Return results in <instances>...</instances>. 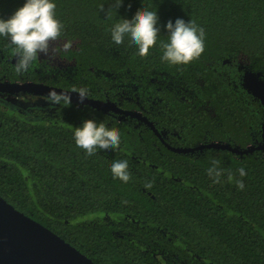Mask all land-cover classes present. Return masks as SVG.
Listing matches in <instances>:
<instances>
[{"label": "trees", "instance_id": "trees-1", "mask_svg": "<svg viewBox=\"0 0 264 264\" xmlns=\"http://www.w3.org/2000/svg\"><path fill=\"white\" fill-rule=\"evenodd\" d=\"M54 2L64 25L56 54L17 73L13 46L0 37V81L88 88L89 97L140 112L161 136L137 117L74 102L22 107L8 95L0 103V195L96 264H264V149L177 152L165 144H260L264 105L243 74L264 80V0H124L110 15L113 0ZM24 3L0 0V17ZM144 7L157 11L160 28L146 57L129 37L117 45L111 34ZM177 18L205 30V51L187 65L162 60L165 25ZM86 119L118 129L119 148L89 156L78 147L75 129ZM121 161L127 183L111 171ZM213 161L224 170L219 183L208 175Z\"/></svg>", "mask_w": 264, "mask_h": 264}, {"label": "clouds", "instance_id": "clouds-1", "mask_svg": "<svg viewBox=\"0 0 264 264\" xmlns=\"http://www.w3.org/2000/svg\"><path fill=\"white\" fill-rule=\"evenodd\" d=\"M124 0H113L112 6L107 10L118 9L123 5ZM104 10V5L100 6ZM56 3L54 0H26V3L18 8L14 14L5 19L0 17V37L8 39L13 46L16 57L15 71L23 73L30 70L37 56H54L58 49L52 47L62 35L64 25L56 17ZM159 16L157 11L147 8L138 10L132 19L124 18L122 22L115 24L112 28V40L120 45L125 37L130 38V42L138 46L139 55L146 57L149 50L157 44L160 28L158 27ZM168 31L169 40L167 43L161 42L163 49L162 60L172 65H187L198 59L205 51V30L196 25L194 21L186 22L183 18H177L175 22L171 19L165 25ZM72 42L63 44V50L68 51ZM77 93L78 102L83 104L89 99L90 91L88 88H73ZM46 100L50 107L55 108L61 104L71 105L72 96L64 91L50 89L46 95ZM78 147L84 149L91 156L96 150L105 151L116 150L121 143V134L116 128H109L104 123H97L94 119H86L82 126L77 127L74 133ZM216 161L210 167L208 175L214 177V182L219 183L224 170L217 167ZM128 162H115L111 166L114 178H118L127 183L131 176L128 171ZM239 177L247 175L246 170L241 167L237 169ZM228 181L234 179L233 173L228 172ZM237 187L243 189L245 184L243 179L236 180ZM151 187V184L146 185Z\"/></svg>", "mask_w": 264, "mask_h": 264}, {"label": "water", "instance_id": "water-1", "mask_svg": "<svg viewBox=\"0 0 264 264\" xmlns=\"http://www.w3.org/2000/svg\"><path fill=\"white\" fill-rule=\"evenodd\" d=\"M259 72L245 70L243 86L257 97L264 105V80ZM50 89L64 91L72 96V102L79 103L77 93L71 89L50 86L44 83L4 82L0 81V90L12 93L28 92L46 96ZM81 104V103H80ZM83 104L91 105L103 111L137 117L150 126L161 136L152 121L135 110H125L112 100L89 97ZM165 144L177 152H195L204 148H222L237 154L252 152L255 149H264V124L262 141L257 146L246 148L232 146L225 142H203L194 146H172ZM0 264H96L77 248L66 242L62 237L44 226L37 220L21 212L14 205L7 202L0 195Z\"/></svg>", "mask_w": 264, "mask_h": 264}, {"label": "rangeland", "instance_id": "rangeland-1", "mask_svg": "<svg viewBox=\"0 0 264 264\" xmlns=\"http://www.w3.org/2000/svg\"><path fill=\"white\" fill-rule=\"evenodd\" d=\"M9 98H11L12 100L18 101L20 106L22 107H26L34 103H37V104L47 103L46 98L42 96H35L33 98H30V97L27 98V96H18V97L14 96V97H9Z\"/></svg>", "mask_w": 264, "mask_h": 264}, {"label": "flooded vegetation", "instance_id": "flooded-vegetation-1", "mask_svg": "<svg viewBox=\"0 0 264 264\" xmlns=\"http://www.w3.org/2000/svg\"><path fill=\"white\" fill-rule=\"evenodd\" d=\"M4 82H7V81H4ZM8 95H10L12 97L16 95L17 97L18 96H27V98H29V97L32 98L31 93L30 94H21V92H19V93H12V92H9V91H6V90H0V103L1 104L7 102L6 101L7 100L6 99V96H8ZM33 95L37 96L36 94H33ZM40 96H43V95H40Z\"/></svg>", "mask_w": 264, "mask_h": 264}]
</instances>
